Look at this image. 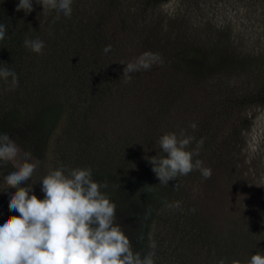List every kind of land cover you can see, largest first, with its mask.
Segmentation results:
<instances>
[{"label": "rangeland", "instance_id": "rangeland-1", "mask_svg": "<svg viewBox=\"0 0 264 264\" xmlns=\"http://www.w3.org/2000/svg\"><path fill=\"white\" fill-rule=\"evenodd\" d=\"M16 3L6 7L0 67L14 69L18 83L0 80V131L13 114L12 136L23 139L49 102L62 105L36 163L40 173L21 186L32 185L40 199L39 181L50 170L90 167L103 173L92 178L107 185L101 191L124 198L148 173L164 199L148 209L141 255L154 252L155 264H246L264 252V0H72L70 17L53 21L56 10L47 8L46 20L35 18L27 31ZM33 35L44 38L42 50L24 45ZM186 46L204 53L197 76H186L177 60ZM144 52L163 63L126 79L124 64ZM169 132L192 136L189 149L203 138L193 159L211 169L208 178L193 170L159 184L148 158L164 155L158 138ZM19 149L0 164L1 219L19 215L4 206L15 190L4 173L25 159ZM173 201L179 208L165 206ZM137 212L123 211L121 228H141Z\"/></svg>", "mask_w": 264, "mask_h": 264}, {"label": "clouds", "instance_id": "clouds-1", "mask_svg": "<svg viewBox=\"0 0 264 264\" xmlns=\"http://www.w3.org/2000/svg\"><path fill=\"white\" fill-rule=\"evenodd\" d=\"M35 3H42L43 9H55L53 21L61 14L67 18L72 13V0H17L16 9L26 13ZM5 36V24L0 23V40ZM23 43L40 51L45 41L42 36L33 35L25 36ZM110 47L105 46L103 51L107 53ZM161 63L158 53L144 52L124 64L123 76L130 79L131 73ZM0 80L15 86L18 74L12 68L0 67ZM189 126L196 127L195 123ZM192 140V136H185L183 132L179 137L169 132L158 138L159 150L164 155L149 157L148 162L159 184L168 185L169 180L193 170H198L204 178L211 175V169L203 166L200 159H193L203 138L189 149ZM18 151L11 134L0 131V164L12 161ZM23 156L25 159L4 173L7 184L15 186L14 191L8 192L9 205L19 215L0 219V264H155L154 252L141 255L133 251L129 238L114 222L115 203L101 191L107 185L92 179L90 167L50 170L39 181L43 196L38 199L32 194V185L21 186L37 167L31 162L30 152L23 151ZM165 206L179 208L180 202ZM217 264H224V260L220 259ZM231 264L240 262L233 260ZM246 264H264V252L252 254Z\"/></svg>", "mask_w": 264, "mask_h": 264}, {"label": "trees", "instance_id": "trees-1", "mask_svg": "<svg viewBox=\"0 0 264 264\" xmlns=\"http://www.w3.org/2000/svg\"><path fill=\"white\" fill-rule=\"evenodd\" d=\"M11 1L12 0L0 1V23H10L6 16V10L9 9L8 4H10ZM43 7L44 6L42 3H35L32 9H30L26 13L23 10V30L27 31L31 29L32 27L30 26V24L35 20V18L39 23H42L44 20H46V17H44L43 14L46 13L45 10H47V8L43 9ZM177 60L181 61L180 63H182L186 67V76H197L196 70L198 71V66L203 64L205 56L201 48H198L196 46H186L179 50ZM180 63L178 62L177 64ZM61 113L62 105L58 101L49 102L44 107V109L41 110L40 114L34 119V122L31 125L23 128V139L21 138L19 140V138L16 139L12 136V131L17 129L18 125L13 114L9 116L8 121L4 122V131H8L11 134V138L13 137L15 139L13 140L17 145L23 148V151L27 150L28 152H30L31 160L37 163L39 160L41 161V156L46 146V141L48 140L52 130L56 126ZM34 173H40V166L35 168ZM102 176L103 173L97 170H92V178H94L95 180L100 181V178H102ZM102 192L107 193L109 199L115 203L116 218H119L122 212L127 210L129 206H136L138 208V212L135 213L136 215H138V213H143L141 214L143 217L141 223L143 226H141V228L138 227L137 230L133 222H130L129 225H125L126 228H121L129 238L133 251H137L138 242L140 240V232L142 231V228L144 229V225L146 223L148 224L149 222V217H147L148 209H153L156 206H159L164 199V195L161 191L151 186L148 173L137 179L128 187L127 195L124 198L123 196L119 195L120 192L116 189H114L115 193L112 192V189L109 193L106 190ZM118 195V198L112 199ZM4 206H6V208L8 207L10 213H16L15 209L10 207L9 204L5 203ZM1 209L2 208L0 207V211ZM125 218L126 217L115 219L114 222L122 227L121 222ZM139 247L142 248V244H140Z\"/></svg>", "mask_w": 264, "mask_h": 264}]
</instances>
